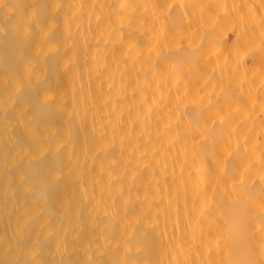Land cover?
Returning a JSON list of instances; mask_svg holds the SVG:
<instances>
[{"label": "bare ground", "instance_id": "6f19581e", "mask_svg": "<svg viewBox=\"0 0 264 264\" xmlns=\"http://www.w3.org/2000/svg\"><path fill=\"white\" fill-rule=\"evenodd\" d=\"M0 264H264V0H0Z\"/></svg>", "mask_w": 264, "mask_h": 264}, {"label": "snow or ice", "instance_id": "6c2138e0", "mask_svg": "<svg viewBox=\"0 0 264 264\" xmlns=\"http://www.w3.org/2000/svg\"><path fill=\"white\" fill-rule=\"evenodd\" d=\"M0 7L4 9H8L9 7H14V6H10L9 4L5 3V4L0 5ZM261 25L262 27H264V19L261 20Z\"/></svg>", "mask_w": 264, "mask_h": 264}]
</instances>
